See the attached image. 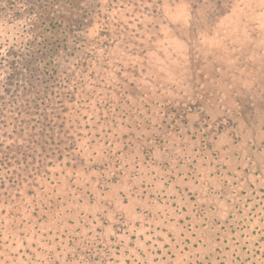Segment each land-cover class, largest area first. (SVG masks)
Instances as JSON below:
<instances>
[{
  "label": "trees",
  "instance_id": "1",
  "mask_svg": "<svg viewBox=\"0 0 264 264\" xmlns=\"http://www.w3.org/2000/svg\"><path fill=\"white\" fill-rule=\"evenodd\" d=\"M100 30L76 38L77 61L64 64L19 63L23 42L0 38V229L17 231L0 233V264H264V124L253 96L241 104L242 90L209 86L226 74L209 78L222 59L206 44L196 53V65L210 67L201 84L191 61L166 62V84L147 66L124 69L127 59L113 71L116 39ZM39 37L29 50L47 56ZM263 39L248 49L263 51ZM260 53L251 90L264 93ZM235 57L228 74L247 63ZM98 68L110 81L99 96ZM26 185L38 226L31 214L24 220ZM37 193L48 202L44 218ZM24 222L37 227L25 233ZM45 222L52 227L42 230ZM19 242L25 249L8 253Z\"/></svg>",
  "mask_w": 264,
  "mask_h": 264
},
{
  "label": "rangeland",
  "instance_id": "2",
  "mask_svg": "<svg viewBox=\"0 0 264 264\" xmlns=\"http://www.w3.org/2000/svg\"><path fill=\"white\" fill-rule=\"evenodd\" d=\"M152 5L156 6V13L152 12ZM38 12H41L42 16ZM52 16L56 19L55 24L60 28L59 32L56 31L57 27L54 29L48 25ZM41 22L43 23L41 24ZM101 28H109L112 33V43L113 39H116L115 47L112 49L116 50L113 53V57L117 58L115 60L116 67H112L110 64L113 71L120 67L118 61L123 62V59H127L131 63H127L124 69L128 66H147L151 73L153 71L154 74L158 73L161 76L160 82L164 84L169 81L171 76V74H167L162 78L166 69L165 64L166 62L172 63L174 60L182 65L191 61V65L195 67L194 75L197 76L198 82L201 84L200 82L204 80L200 78V75L206 74L210 67L200 66L199 62L196 65V53L206 44V55L211 53L214 56L219 55L222 59V62L215 70H210V73L215 74L217 68H221L226 74L215 79L211 73L209 78L213 76V81H209V86L218 88L219 85H222L242 90L239 94L241 104L250 103L251 99L253 102L255 101L259 109L258 112L253 111L254 115L257 114L255 118L260 124H264V93L251 90V68L255 66V56L259 52L263 54L264 48L263 51L257 48H255L256 51L248 49L252 40L258 39L260 35H263L264 38V0H0V38L3 39L7 36L11 40L14 38L15 42L21 40L22 46L28 50L26 54H24L25 52L21 54V49L18 51L22 57V59H18L19 63L26 64L25 61L29 60L37 66L38 59H43L40 64L48 62L47 65L54 60L61 64H64V60L73 63L77 61L78 57L76 56L79 53L76 38L86 37V35L88 38H93L101 33ZM245 31L247 32L242 34ZM39 34L47 37V42H45L47 56L41 55L35 50H29L30 43L35 44L42 40ZM124 38H129L126 51H123L125 49ZM136 45L138 47H135ZM151 48L154 49L155 56L152 53L146 55L147 50L150 52ZM30 52L33 54L30 55L32 57L27 55ZM128 52L135 54L131 56ZM53 53L59 57L51 56ZM64 54L67 55L64 57ZM139 56H143V59ZM235 56H242L247 63L244 66L239 65L241 61L234 63L233 73L228 74L225 71L228 70L227 61L229 59L236 60ZM62 66L64 67V65ZM105 73L106 70L100 68L96 71L100 86L97 96L104 92L101 86H105V89L110 86V81L104 79ZM25 76L28 79L30 77V82L34 81L30 75ZM46 76L49 78L48 75ZM100 77L104 80L102 83ZM127 80L132 83L130 76H127ZM112 85L119 87L121 83L112 81ZM249 96H253L254 99H249ZM109 115L113 116V111L108 113ZM262 139H264V133L259 132L257 141ZM100 146L101 144H99ZM9 175L13 176L12 173ZM141 181H143L142 177L138 184ZM2 185L0 182V190H3ZM26 186L28 189L25 188L24 192L19 191L21 197L27 198H21L24 220L26 221L28 214H31L34 223L38 226L39 219L31 212L30 197L32 192L29 188L32 186ZM115 189L117 190V188ZM37 194V198L43 200V205L39 208L42 210L39 216L43 217L45 214H49L47 212L48 202L46 198ZM1 206L0 203V213ZM25 224L24 222L19 227L21 228L19 230H23L25 233H32L34 227H37L31 225L28 229L24 227ZM47 227H52L51 223L45 222L40 226L42 230ZM0 233L3 234V237L9 235L12 238L17 234V231L0 229ZM19 249H25L21 242L15 247H11V244L8 243V253H14Z\"/></svg>",
  "mask_w": 264,
  "mask_h": 264
}]
</instances>
